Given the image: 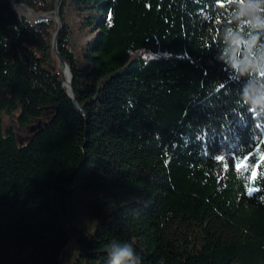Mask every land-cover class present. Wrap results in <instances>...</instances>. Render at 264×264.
Listing matches in <instances>:
<instances>
[{"label":"trees","instance_id":"trees-1","mask_svg":"<svg viewBox=\"0 0 264 264\" xmlns=\"http://www.w3.org/2000/svg\"><path fill=\"white\" fill-rule=\"evenodd\" d=\"M255 2L0 0V264H264Z\"/></svg>","mask_w":264,"mask_h":264},{"label":"clouds","instance_id":"clouds-1","mask_svg":"<svg viewBox=\"0 0 264 264\" xmlns=\"http://www.w3.org/2000/svg\"><path fill=\"white\" fill-rule=\"evenodd\" d=\"M261 3H264V0H257V2L251 5V7L255 10H259ZM251 23L254 28L264 29V20H262L258 15H254L252 17ZM237 39H239L238 35H235L232 32H228L225 35V43L227 47L224 50V56L228 60L230 66L237 70L241 75L249 72H264V49L260 51L258 57L256 56V53L253 54L249 52V56H247L244 60H236L235 63H233V56L238 52L235 47ZM258 40L259 36H253L251 41H249L253 49L256 48V41ZM252 55H255L256 58H250ZM250 87V84L245 85L244 90H248ZM259 89L261 95L264 96V82L259 85ZM248 98L250 103H253L258 107H264V99L258 100L253 98L251 92H249ZM104 264H141V258L137 254L132 243L121 240H112L106 245Z\"/></svg>","mask_w":264,"mask_h":264},{"label":"water","instance_id":"water-1","mask_svg":"<svg viewBox=\"0 0 264 264\" xmlns=\"http://www.w3.org/2000/svg\"><path fill=\"white\" fill-rule=\"evenodd\" d=\"M11 1H12V5H13L14 7L20 6V7L22 8V10L27 11V13L32 14V15H38V14L34 13L32 10L26 8L25 6H22V5H16V4L14 3V0H11ZM41 17H43V18L48 17V18H49V16H48L47 14H43V15H41ZM55 17H56V21L59 23V14L57 13ZM57 33H58V32H57ZM57 33L55 34V36H54V40H53V50L56 51V52H57V47H56ZM57 57H58V59H59V61H60V63H61L62 71L65 72L66 69L68 70V76H69V78L67 79L68 86H66V84H65L66 78H63V83H64V85L67 87V89H66V93H67V94H68L73 100H75L74 93H73V90H72V88H71V74H70V69H69V67L66 65V63L63 61V59L61 58V56H60V54H59L58 52H57ZM68 87H69V92H68Z\"/></svg>","mask_w":264,"mask_h":264},{"label":"rangeland","instance_id":"rangeland-1","mask_svg":"<svg viewBox=\"0 0 264 264\" xmlns=\"http://www.w3.org/2000/svg\"><path fill=\"white\" fill-rule=\"evenodd\" d=\"M20 13H26V15L28 14V15H30L31 17H33V16H38V15H32V14H29V13H27V11H24V10H20ZM47 15L49 16L50 19H52L53 21L57 22L55 16H53L52 14H47ZM30 16H29V17H30ZM45 18H48V17H45ZM14 114H15V116H13V119L16 117V118H15V121H14V122H10L8 118H5V125H11V126H14L15 129H18L19 127H21V126H23V125H21L20 122H19V120L17 119V117H18V115H19V112H18V111H17V112H14ZM4 116L7 117V116H9V114L4 113V114H3V117H4ZM36 125L38 126V124L36 123L35 126L33 127L31 123H26V124H25V129H26V128H28V129L30 128L31 130H29V131H30L29 134H31V133L33 132V130H35L34 128L37 127ZM31 126H32V127H31ZM21 128H23V127H21ZM37 128H38V127H37ZM37 128H36V129H37ZM26 130H27V129H26ZM26 130H25V131H24V130H20V134H21V136H23V137L26 136L27 131H28V130H27V131H26Z\"/></svg>","mask_w":264,"mask_h":264},{"label":"bare ground","instance_id":"bare-ground-1","mask_svg":"<svg viewBox=\"0 0 264 264\" xmlns=\"http://www.w3.org/2000/svg\"><path fill=\"white\" fill-rule=\"evenodd\" d=\"M17 9L22 10V8L20 6H17ZM64 73L66 74V78L68 79L69 78V76H68V70L66 69ZM65 82L67 83L66 86H68V82L67 81H65ZM68 92H69V87H68Z\"/></svg>","mask_w":264,"mask_h":264},{"label":"snow or ice","instance_id":"snow-or-ice-1","mask_svg":"<svg viewBox=\"0 0 264 264\" xmlns=\"http://www.w3.org/2000/svg\"><path fill=\"white\" fill-rule=\"evenodd\" d=\"M213 159H215V157H212ZM229 159H230V157H229ZM253 163H254V161H253Z\"/></svg>","mask_w":264,"mask_h":264}]
</instances>
